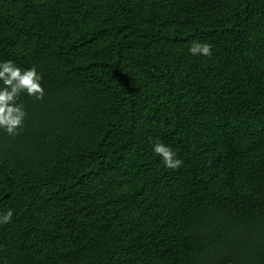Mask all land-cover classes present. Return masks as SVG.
I'll list each match as a JSON object with an SVG mask.
<instances>
[{
  "label": "trees",
  "instance_id": "obj_1",
  "mask_svg": "<svg viewBox=\"0 0 264 264\" xmlns=\"http://www.w3.org/2000/svg\"><path fill=\"white\" fill-rule=\"evenodd\" d=\"M7 60L0 264H264V0H0Z\"/></svg>",
  "mask_w": 264,
  "mask_h": 264
},
{
  "label": "clouds",
  "instance_id": "obj_2",
  "mask_svg": "<svg viewBox=\"0 0 264 264\" xmlns=\"http://www.w3.org/2000/svg\"><path fill=\"white\" fill-rule=\"evenodd\" d=\"M189 51L192 55L212 57V45L209 43L193 42ZM43 77L35 66L22 69L12 60L0 62V130L9 136H18L24 128L27 111L20 102L22 94H27L35 100L42 101L46 92L42 85ZM154 153L159 156L164 165L173 170H178L183 165V160L177 158L176 152L163 143H155ZM13 210L0 216V225L12 222Z\"/></svg>",
  "mask_w": 264,
  "mask_h": 264
}]
</instances>
